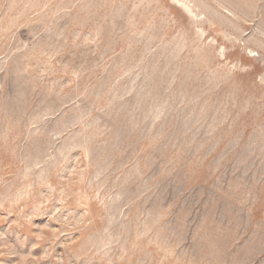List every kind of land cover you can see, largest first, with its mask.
Segmentation results:
<instances>
[{"label":"rangeland","instance_id":"374dc122","mask_svg":"<svg viewBox=\"0 0 264 264\" xmlns=\"http://www.w3.org/2000/svg\"><path fill=\"white\" fill-rule=\"evenodd\" d=\"M0 264H264V0H0Z\"/></svg>","mask_w":264,"mask_h":264}]
</instances>
